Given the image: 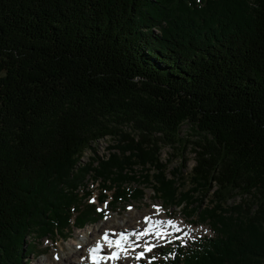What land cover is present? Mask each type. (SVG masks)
Segmentation results:
<instances>
[{"label": "trees", "instance_id": "16d2710c", "mask_svg": "<svg viewBox=\"0 0 264 264\" xmlns=\"http://www.w3.org/2000/svg\"><path fill=\"white\" fill-rule=\"evenodd\" d=\"M87 177L209 222L155 264H264V0H0V264L97 221Z\"/></svg>", "mask_w": 264, "mask_h": 264}, {"label": "rangeland", "instance_id": "374dc122", "mask_svg": "<svg viewBox=\"0 0 264 264\" xmlns=\"http://www.w3.org/2000/svg\"><path fill=\"white\" fill-rule=\"evenodd\" d=\"M179 136L183 139H194L188 124H185L181 127ZM113 143L116 142L112 138H105L95 143L92 147L93 149H89L87 152H85L83 157L80 159L78 163V166L80 167L76 171L79 172L80 169L84 167L83 165L88 164L90 159L97 157L101 159L105 158L109 153H111L109 147ZM171 153H175L174 150L168 146H163L161 151L162 162L166 163L167 159H171L167 167L168 174L171 175L172 171H175L176 168H179L181 175H183V177L187 176L190 173L192 166L195 164L194 153L192 150H190V147L184 154L186 157L184 167H180L179 164L181 161H179L178 158L174 159ZM87 179V187L92 193L90 195L91 200L94 201L96 200V197L101 196L100 187L98 183L91 182V177H87ZM134 185L138 187V184L134 183ZM185 187L187 188L190 186L186 184ZM139 188H141L143 191L142 198L128 200L126 202L121 201L111 211L107 205L98 204L100 205L101 209L105 211V213L103 211L102 215L97 217L98 220L96 222L90 223L81 229H73L69 231V237L66 239L56 236L33 238L32 235H28L26 237V250L30 249L32 251L30 253L25 252V257L23 258L21 264H69L66 260V254L68 251L76 252V257L74 259L75 264H86L88 259H90L88 251V246L90 245L89 242L92 241L91 243L95 244L102 239L103 234L104 237L106 235L105 233L111 234V232H114L113 234H115L119 228H124L125 230H132V228L139 229L141 226H144L145 220L148 219V217L145 216L148 214H150L151 217H155L160 214L156 218L160 216L159 219H163L164 221L169 220L167 222L172 224L175 222L176 225H179V227L176 228V231L173 233L178 232V234H170V237H168L166 241L157 240L156 246L153 248L147 247L148 249H151L152 252V254L148 255L145 253L137 254L138 250L136 251V248L142 250V246L141 244H138V242L131 241L129 238L130 242H132V247H135L133 250L129 247L125 248L126 251L124 252V255L133 253L131 263L129 264H153L152 261L157 259L153 258V256L159 254L160 248H167L166 254H169V256L172 258V250L176 242L183 243L186 240H194L199 237L211 235L209 222L206 221L200 224L197 215L188 217L185 213L186 211L184 210V212L181 207H169L163 205L161 199L156 198L153 190L149 186L143 187L140 185ZM112 191H109L108 194L110 195ZM88 199L89 196L84 199L83 202L89 203ZM110 199L111 198L109 197L107 200ZM208 200H210L209 196L204 198L202 208L208 204ZM238 201V196L231 199L227 203V207L231 206V204H237ZM126 205H131V207H133L132 209L130 206L126 208ZM136 235L137 234L134 236ZM149 244H151V242H149ZM122 263L125 262L123 260L121 262H117V264Z\"/></svg>", "mask_w": 264, "mask_h": 264}, {"label": "bare ground", "instance_id": "6f19581e", "mask_svg": "<svg viewBox=\"0 0 264 264\" xmlns=\"http://www.w3.org/2000/svg\"><path fill=\"white\" fill-rule=\"evenodd\" d=\"M158 215H160V214H158ZM157 216L152 217L155 220L154 223L159 224L160 227H161L160 224L164 223V225H167L166 226L167 228L162 229V231L160 229H158V233H156V234H158L157 236L159 238V233H162L161 238L167 239L169 237V234L176 231V228H178L179 225H176L175 222L173 224L167 222L169 220L164 221L163 219H159L160 216L158 218H156ZM148 219H150V218L148 217ZM148 219L145 220L144 226L143 227L141 226L139 229L138 228H132V230H129V229L125 230L124 228H119L117 233L115 232V234H113L114 232H111V234L105 233L106 235L108 234L107 236L105 235V237L103 234L102 239L99 240L98 242H96L95 244H92L91 243L92 241L89 242L90 245L88 246V251H89L90 259H88L86 264H117V262H121L122 260L125 262L122 264L131 263V258H132L133 253L124 255V252L126 251L125 248L128 247L125 244V240H126L125 238H130L131 241H134V242H140V241L145 240L146 238H144L142 236L145 234H143L142 231H145L148 228V227H146L147 223H148ZM140 229H142V230H140ZM134 233L137 234L138 236H140L139 239H134L132 237ZM149 242H152V241L149 240ZM130 249L133 250V249H135V247H131ZM138 249L139 248H136V251ZM75 253L76 252H72V251L69 252L68 251V253L66 254L67 255L66 260L68 261L67 263L73 264V261H74V264H75V260H74L76 257ZM103 256L107 257V260L105 262H103V263L102 262H100V263L96 262V259H101V258H103Z\"/></svg>", "mask_w": 264, "mask_h": 264}, {"label": "snow or ice", "instance_id": "6c2138e0", "mask_svg": "<svg viewBox=\"0 0 264 264\" xmlns=\"http://www.w3.org/2000/svg\"><path fill=\"white\" fill-rule=\"evenodd\" d=\"M150 250V249H149Z\"/></svg>", "mask_w": 264, "mask_h": 264}]
</instances>
